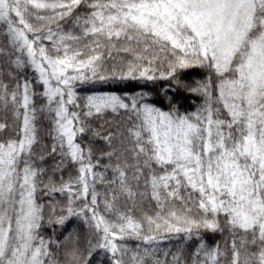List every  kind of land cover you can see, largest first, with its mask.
<instances>
[{"label":"snow or ice","instance_id":"1","mask_svg":"<svg viewBox=\"0 0 264 264\" xmlns=\"http://www.w3.org/2000/svg\"><path fill=\"white\" fill-rule=\"evenodd\" d=\"M96 253L264 264V0H0V264Z\"/></svg>","mask_w":264,"mask_h":264},{"label":"trees","instance_id":"2","mask_svg":"<svg viewBox=\"0 0 264 264\" xmlns=\"http://www.w3.org/2000/svg\"><path fill=\"white\" fill-rule=\"evenodd\" d=\"M137 90L135 85H128L127 87L121 86V85H115V84H99L95 87L92 86H83L81 88V95H88L91 94V92H104V91H115L117 93L122 92H133ZM190 103V102H189ZM223 237H221L219 234H216L215 236H209V243H215L216 241H222ZM93 264H107V260L104 259L103 253H96L93 257Z\"/></svg>","mask_w":264,"mask_h":264}]
</instances>
